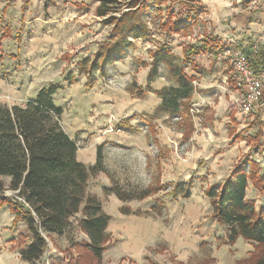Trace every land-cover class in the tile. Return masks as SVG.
Masks as SVG:
<instances>
[{
  "label": "rangeland",
  "instance_id": "rangeland-1",
  "mask_svg": "<svg viewBox=\"0 0 264 264\" xmlns=\"http://www.w3.org/2000/svg\"><path fill=\"white\" fill-rule=\"evenodd\" d=\"M115 2L109 15L100 17L97 14L102 4L100 0H0V102L9 107L23 106L35 100V94L42 88L50 84L62 85L55 104L65 110L61 122L65 121L84 159L89 161L93 155L97 156V148L104 145L103 164L108 173L91 178L89 191L102 190V198H105V190L113 187L125 192H139L148 186L159 189L137 204L150 212L145 216L159 222L164 231L160 229L156 238L148 239L151 245L140 259L126 258L125 264H245L255 251L254 243L243 238L229 243V229L214 219L206 191L225 182L235 165L245 158L258 162L260 170L264 168V120L261 116L264 100L250 115L242 117L241 127L229 129L231 141L220 127L204 131L201 115L203 108L209 105L192 103L191 106L200 107L202 112L192 120L196 133L194 129L186 139L189 128L182 114L164 110L163 100L154 87L157 88L156 81L161 77L164 79L160 82L166 84V88L177 85L166 63L170 58L174 66L187 74L196 70L197 67L192 66L194 53L189 55L191 62L186 61L185 51L190 47L186 44L207 31L208 22L201 16L210 14L206 10L208 5L215 14L224 17V24H236L240 34L251 31L253 35L245 40L247 44L249 41L258 46L264 44V0ZM132 14L134 23L141 26L146 37L134 39L130 35L121 40L134 24L127 25L125 21ZM138 14L140 18L136 21ZM110 17L114 20L108 23ZM169 21L181 30L175 33L171 32L172 27L161 28ZM183 26H187V30L182 29ZM184 37H191V40H182ZM113 45L122 50L113 56L115 62L107 65L104 73H94L89 80L84 72L90 71L91 62L100 52H108ZM178 47H184L182 59L172 52H180ZM229 47L239 49L227 45V49ZM163 48L169 55L157 61L154 55ZM220 59L229 66L224 56ZM83 61H90V64L81 74ZM155 67L156 74H153ZM222 83L212 89L216 93L211 108L217 107L220 92H226ZM192 86H195L193 82ZM156 95L161 98L158 106ZM135 100L144 110L156 109L152 114L133 113L137 108ZM241 102L242 96L236 100L237 111ZM231 109L236 112L234 107ZM92 123L97 127L92 129ZM192 135L194 138L189 140ZM105 177L110 180L111 188L102 187L101 180ZM3 180L6 184L10 182L7 177ZM187 183H193L189 199L172 193L175 185ZM166 186L167 190H160ZM5 195L12 197L14 192L6 190ZM246 199L253 202L258 213L264 214V192L252 183L247 188ZM153 206L162 207V215L154 214ZM45 235L49 250L39 264L46 261L65 264L54 258V249L63 254L68 264L92 263L86 257L77 261L80 254H84L78 247L60 250L58 242L52 240L51 235ZM82 239L81 232L74 230L67 242L73 246L82 243ZM31 241L26 224L16 221L8 208H0V264H11V258L13 261L16 253ZM122 263L123 260L116 264Z\"/></svg>",
  "mask_w": 264,
  "mask_h": 264
},
{
  "label": "trees",
  "instance_id": "trees-1",
  "mask_svg": "<svg viewBox=\"0 0 264 264\" xmlns=\"http://www.w3.org/2000/svg\"><path fill=\"white\" fill-rule=\"evenodd\" d=\"M100 1L102 4L97 14L106 17L111 11V6L116 2L115 0ZM132 5L134 7L135 3ZM139 18L138 14L136 21ZM134 19L135 16L132 14L125 21L128 22L127 25H131L135 22ZM113 20L114 17L107 19L108 23ZM169 27L173 29L171 32L177 33L181 30L171 21L161 25V28L166 30ZM182 29L187 30V26H183ZM130 35L134 39L146 37V33L136 23L131 25L125 36H121V40ZM122 46L124 47V44ZM198 50L219 57L225 49L221 47L216 50V42L207 38L202 47L187 48L186 61L191 62L189 55L197 53ZM121 51L118 45H113L109 47L108 52H100L91 62L90 71L84 72L89 76V80H92L96 72L104 73L106 66L115 62L113 56ZM246 52L253 71L257 75H263L264 47L255 48L249 45ZM168 55L169 51L163 48L158 50L154 57L158 61V59L164 60ZM89 62L81 63L80 72L90 64ZM166 63L174 73L173 80L176 81L177 86L165 87L156 93L163 100L164 110H170V114H182L184 123L189 128L186 136L188 139L194 131L191 106H189L195 90L192 86L194 78H189L184 70L174 66L171 58L166 60ZM152 73L156 74V67ZM68 80H73V77ZM62 88V85L50 84L38 92L35 100L23 106L9 107L0 103V208H8L16 221L24 222L32 237L31 243L20 251L22 260L29 263L42 260L47 245L42 233L51 236L65 235L70 238L74 230H79L85 233L89 240L74 244L81 253H84L80 254L77 261L86 257L92 260L91 264H101L109 241L106 231L111 217L103 212L102 202L92 196L88 188L92 177L99 173H107L103 164L104 147H98L95 165L87 166L78 161V143L65 132L61 122L64 110L55 104V97ZM257 138L259 139V136ZM259 166L255 160L245 158L235 165L231 176L225 182L206 191L214 210V219L229 229V243H235L238 238L254 243L255 251L244 261L245 264H264V214L258 213L253 202L246 199L249 183L260 192H264V168L260 170ZM4 177L10 179L8 184L4 182ZM192 184L175 185L172 193L188 199ZM167 188L168 186L161 187L160 190L165 191ZM156 189L149 186L139 192H125L113 187L106 189L105 193L115 195L120 201L127 203L145 200L153 195ZM6 190L14 192V195L6 196ZM151 209L154 214L162 215V207L153 206ZM122 213L127 215L131 211L124 207ZM147 213L150 212H136L137 215ZM78 215L81 217L78 218ZM74 220L76 223L73 222Z\"/></svg>",
  "mask_w": 264,
  "mask_h": 264
},
{
  "label": "crops",
  "instance_id": "crops-1",
  "mask_svg": "<svg viewBox=\"0 0 264 264\" xmlns=\"http://www.w3.org/2000/svg\"><path fill=\"white\" fill-rule=\"evenodd\" d=\"M206 10L209 11L210 14L207 15L206 17L201 16V19H203L205 22H208V24H207L208 27L206 26L207 31L204 30L203 33L200 35V37L197 40H191V37L182 38V40H191L186 45H188V46L190 45V46L200 48L204 45L205 40L208 38V39H210V41L216 42V50L221 48V47H223L224 49H227V45H229L231 47H233V46L238 47V48L244 49L246 51L249 48V45H253L255 48H256V46L258 47V45L253 43L252 41H249L248 44L245 42V40L251 39L250 37H252V35H253L251 33V31H245L242 34H240L239 31L234 26L236 24H232L231 22L224 24V21H225L224 17L221 15L215 14L211 7L209 9V5H208V8ZM177 36L181 37L180 35H177ZM236 43H237V46H236ZM259 46L264 47V44H260ZM184 47H186V46H184ZM184 47H178L180 52L175 53V51H173V50H172V52L177 57L182 59L183 58L182 52H183ZM228 49H230V47ZM176 56H173V57L175 58ZM194 56H195V62L193 65H194V68L197 67L196 70L192 71L190 74L185 73L189 78H191V77L194 78L193 83L195 84V86H194L195 90H194V93L192 94V97L190 99L189 106H191L192 103L198 104V105L202 104L204 106L206 104H208L209 105L208 107L203 108V113L201 115L202 116V122L204 125L203 126L204 131H208V130L212 129L213 127L217 128V129L220 127V131H222L224 129L225 131L223 132V134L226 136V138L229 137V139L231 141L232 138H230L229 129H232V127L233 128H238L239 126L241 127L240 124L242 122V117L250 115V114H244L241 111V107L243 105V102H241L240 109H239L241 114L236 109V107H238V105L236 104V100L240 99V96L243 97V92L238 90L237 87L235 86V84L231 78V71H230L231 69L226 63L221 62L220 56L219 57L210 56V53H206L205 51L200 52L199 50L197 53H194ZM222 67H223V70H222ZM227 75H229V77ZM263 76H264V73H263ZM163 79H164L163 77L157 79V81H156L157 82L156 83L157 88L152 85V87H154L155 91H159L160 89H162L163 87L166 86V84L163 85L160 82ZM219 82L220 83L223 82L222 84H225L224 90L226 92H224V94H222L223 93L222 91L220 92L221 94L219 95V99H218L219 101L217 103V107L215 106V107L211 108L212 97H213V94L216 93V91L215 90L212 91V89H216V87L220 85ZM36 95H37V93L35 94V98H36ZM157 99H158V102H157L156 106L159 105V101L161 98H159L157 96ZM28 101L29 100H26V102H28ZM137 101L138 100H135V103H136L135 107H137V108L135 110H133V113L134 112L139 113V111H141V112L145 111L146 113L152 114L153 111L156 109L155 108L152 111H151V108H150V110L149 109L144 110L145 108H143L142 105H139L137 103ZM202 105H200V106L202 107ZM235 105H236V107H235ZM192 107H193V105L191 106V109H192ZM232 107H234L236 112L232 111V109H231ZM191 109H190V111H191ZM211 109H212V111H211ZM200 111L202 112L201 108L199 107V112ZM207 111H211V114H209V115L206 114L204 116V113ZM64 113H65V110H64ZM196 115H198V114H196ZM261 116L263 117V120H264V108H263V110H261ZM205 117H206V119H205ZM191 118L193 121H195L194 115L192 112H191ZM253 122H254V118H253V120H251V123H253ZM62 126H63L65 132L73 139L74 138L72 136L73 134H71L68 131V127L66 126L65 121H62ZM96 127L97 126H95V124H93L91 126L92 129H94ZM194 129H195V132H194V134H195L196 133L195 125H194ZM193 136L194 135H192L189 140H192L194 138ZM105 141H107V140H105ZM101 146H104V145H101ZM97 150H98V148H97ZM77 159L79 162H81L87 166H93L97 163V156L96 155H93L89 161H86L84 159V157L82 156L80 150H78ZM107 173H108V170H107ZM107 173H103V174H107ZM101 181L103 183L102 184L103 188H105V189L111 188L110 187V180L108 178L105 177ZM101 181H99V182H101ZM99 182H97V184H99ZM89 188H90V185H89ZM89 188H88V191H89ZM89 193L92 196H95L98 199H100V201L102 202L103 212L106 215L111 217V221H110L108 228H107V231H106V233L109 236V241L106 244V250L103 254L101 264H116V263L122 262V260H123L122 264H125L124 259H126V258L131 259V260H135V261L137 259H140L143 252H145L150 247L148 245H151V243L149 244L148 239L149 238L150 239L156 238L158 236V233H160V229L162 232L164 231V228H162V226H160L159 222L152 220L153 218L150 219L151 217H149V216L146 217L145 215H137L136 214V212H139V211L145 212V210L140 208V205L137 204L138 200L124 203V202L120 201L115 195H112V194L107 195V197H105V198H102L103 197L102 190H99L96 192H95V190H94V192L89 191ZM124 207L128 208L131 211V213L127 214V215L123 214L122 209ZM77 217L80 218L81 216L78 215ZM81 234H82V237H84V239H82V240H85V241L89 240L88 236L85 233L81 232ZM53 239L58 242L57 244H58V247L60 248V250L66 249V248L68 250H75V247H76L75 245H73V246L68 245V242H67L68 237L67 236H65V235H62V236L53 235L52 240ZM115 240L117 241V243L114 242ZM76 242H77V240H76ZM113 243H116V244H113ZM27 245H29V243H27ZM54 246H55V244H54ZM56 247H57V245H56ZM48 250L49 249L47 246L46 251H48ZM52 252L54 254L53 255L54 258L57 257L58 260H61V262H63V263L65 262V264H68V261L63 257L62 253H59V251L57 252L55 249ZM16 254H17V256L13 258V261L11 258V262H10L11 264H19V263L20 264H39L44 258L43 257L42 260H40L39 262L29 263V262L22 260L21 255H20V251L17 252ZM59 257H61V258H59Z\"/></svg>",
  "mask_w": 264,
  "mask_h": 264
},
{
  "label": "built area",
  "instance_id": "built-area-1",
  "mask_svg": "<svg viewBox=\"0 0 264 264\" xmlns=\"http://www.w3.org/2000/svg\"><path fill=\"white\" fill-rule=\"evenodd\" d=\"M228 60L231 71V78L238 90L243 92V105L241 111L244 114H251L254 108L260 107L264 100V76L257 75L250 64L249 57L244 49H225L221 54ZM220 56V57H221ZM191 112L193 115L199 113V107L193 105ZM49 245L48 236L42 233ZM44 264H51L46 261Z\"/></svg>",
  "mask_w": 264,
  "mask_h": 264
}]
</instances>
